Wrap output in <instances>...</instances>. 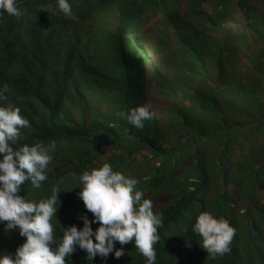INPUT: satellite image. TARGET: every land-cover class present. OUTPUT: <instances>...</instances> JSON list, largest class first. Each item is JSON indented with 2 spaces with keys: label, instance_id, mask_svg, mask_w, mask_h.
Listing matches in <instances>:
<instances>
[{
  "label": "trees",
  "instance_id": "16d2710c",
  "mask_svg": "<svg viewBox=\"0 0 264 264\" xmlns=\"http://www.w3.org/2000/svg\"><path fill=\"white\" fill-rule=\"evenodd\" d=\"M21 5L20 17L0 13V88L9 89L0 105L29 120L23 143L56 142L48 179L39 189L26 181L19 194L39 201L62 189L57 237L93 219L75 185L109 163L162 213L156 264H264V0H100L97 11L80 0L79 28L35 1ZM150 23L171 45L166 71L143 41ZM143 104L156 115L142 128L117 116ZM202 211L235 229L230 251L201 247L192 226ZM5 225L0 252L14 254L26 237ZM122 247L119 259L93 264H145L134 243ZM85 257L77 247L65 261L91 264Z\"/></svg>",
  "mask_w": 264,
  "mask_h": 264
},
{
  "label": "clouds",
  "instance_id": "9594fccd",
  "mask_svg": "<svg viewBox=\"0 0 264 264\" xmlns=\"http://www.w3.org/2000/svg\"><path fill=\"white\" fill-rule=\"evenodd\" d=\"M29 1H35L40 10L56 12L75 20L77 28L85 19L76 15L80 0ZM93 3V11L104 8L99 7L100 0H93ZM155 10L156 5H152L142 21ZM23 11L26 12V9L24 5L20 6V0H0V13L20 17ZM163 14L160 12V15ZM151 23L143 41L152 51L150 53L160 57L161 62L171 54V45L160 40L165 38L164 33ZM143 32L137 34L138 39ZM162 69L166 71L167 68ZM167 75L170 79L177 78V73L172 70H168ZM7 91L8 85L5 84L0 88V99H6ZM155 115L151 104L117 113L118 117L137 128H142ZM28 127L30 122L18 106L12 103L0 105V222H6L5 231L18 229L20 236L26 237L14 254L0 252V264H66L65 258L70 259L77 247L86 252L85 259L93 264L96 256L106 258L114 253L119 259L125 252L122 246L130 242L145 258V264H156L154 245L160 241L158 230L163 225L162 213L154 211L153 201L137 189L139 181L136 178L114 170L109 163L86 169L75 185L79 186L78 196L87 211L93 214V219L83 215L82 228L75 224L63 227L62 234L57 237L53 218L60 207L59 193L62 189L54 187L48 197L39 201L19 194L26 181H30L34 189L41 188L42 182L48 179L49 165L57 148L55 141L48 144L41 141L23 143L22 129ZM64 177L73 178V175L65 174ZM93 223L99 225L95 230ZM192 231L200 237L198 242L201 247L213 257L230 251L229 245L235 234V229L226 219L218 218L209 211L198 213ZM117 242L120 248L116 247Z\"/></svg>",
  "mask_w": 264,
  "mask_h": 264
},
{
  "label": "rangeland",
  "instance_id": "374dc122",
  "mask_svg": "<svg viewBox=\"0 0 264 264\" xmlns=\"http://www.w3.org/2000/svg\"><path fill=\"white\" fill-rule=\"evenodd\" d=\"M167 53L169 54L170 51H167ZM168 56H169V55H168ZM167 62H168V60H165L164 63H161V62H160L161 68H173L172 66H168V65H167ZM169 63H171V61H170ZM169 63H168V64H169ZM164 102H165V101H164Z\"/></svg>",
  "mask_w": 264,
  "mask_h": 264
}]
</instances>
